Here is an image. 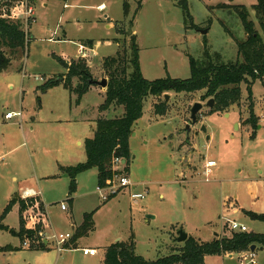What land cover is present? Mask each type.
<instances>
[{"label": "rangeland", "instance_id": "obj_1", "mask_svg": "<svg viewBox=\"0 0 264 264\" xmlns=\"http://www.w3.org/2000/svg\"><path fill=\"white\" fill-rule=\"evenodd\" d=\"M186 3L189 19H185L182 9L173 0H33L34 19L29 28L30 42L26 53L20 61L13 59L8 71L0 74V136L17 134L16 142L11 144L13 148L22 143L19 126L3 125L5 115H16L21 111L20 105L31 116L39 112L37 118L41 117V120L48 114L49 102V106L60 105L62 109L57 98H63L55 95L49 100V96L39 90L44 82L35 78L47 80L64 74L66 68L56 58L66 65L77 60L81 57L78 45H84L87 40L92 41V49L84 46L88 56L83 60L95 81L107 79L102 62L128 48L130 30L139 49L140 71L147 81L189 78L188 58L202 61L205 50L213 61L240 62L237 43L245 41L246 36L232 6L248 9L249 19L264 40L252 11L256 0H186ZM124 4L128 5L126 17ZM109 23L111 27L107 29ZM115 24L122 26L123 35L117 33L113 27ZM201 30L208 32L201 35ZM21 86L27 90L22 103ZM240 90L238 106L224 113L202 108L190 131L185 129L190 122V109L195 103L206 104L209 99L203 98L205 91L169 93L167 101H163L162 96L146 98L142 116L134 124L129 138L130 160L120 167V170L127 169L125 176L136 187L133 192L144 194V198L137 201L130 199L132 191L129 189L102 201L103 193L98 191L95 169L77 176L76 191L67 198L69 178L55 170L51 160L48 161L47 156L52 159L57 155L53 152L47 154L41 147L45 143L42 134L47 125L39 123L41 136L30 135L27 125L32 124V120L27 118L22 124L28 135L26 146L30 149L32 145H38L32 148L35 171L31 164L26 165L20 170L21 176L26 178L21 179L18 175L19 182L13 183L14 186L10 184V164L14 163L19 152L0 157V219L14 192L20 188L31 189L39 195V211L44 213L47 224L46 228L44 224L38 228L49 241L45 251L22 246L23 238L17 234L20 218L16 204L3 220L8 230L14 233L0 231V264H101L103 250L96 249V256L92 258L83 255L81 248L108 246L117 239L118 242H128L131 237L135 254L154 261L182 247L184 242H177L179 231L202 242L212 241L214 235L229 237L227 221L244 225L248 232L264 234V223L251 221L244 214V211L264 214V119H261L264 115V78L252 85L251 100H248L245 84L240 85ZM82 100L87 104L83 114L89 118L94 117V108L103 104L99 88L89 91ZM158 102L167 103L164 117L153 112V106ZM250 102L258 118L255 129L243 124L249 117ZM65 109L68 113L69 104ZM26 110L21 111L23 116H29ZM123 112L122 107H117L98 118L113 119L121 117ZM18 121L16 118L6 123ZM61 127V133L78 140L77 143L71 142L72 151L80 160L75 164L84 163V141L92 137L94 123L70 122ZM202 128L205 132L201 131ZM3 151L0 150V156ZM19 151H25V148ZM208 161H213L215 166L210 175L205 176L203 166ZM50 168L54 170L52 173H49ZM9 187H15L14 192L8 193ZM61 205L64 211L60 209ZM91 212L94 231L77 241V249L57 251L52 237L72 235V227L81 224L84 215ZM255 255L258 264H264V251L258 249ZM236 259L223 255L207 256L203 264H239Z\"/></svg>", "mask_w": 264, "mask_h": 264}, {"label": "trees", "instance_id": "obj_2", "mask_svg": "<svg viewBox=\"0 0 264 264\" xmlns=\"http://www.w3.org/2000/svg\"><path fill=\"white\" fill-rule=\"evenodd\" d=\"M182 9L185 19H189L186 0H173ZM19 0H0V74L8 71L12 60L19 61L26 53V47L30 42L28 31L31 20L27 27L21 20L9 18L11 8ZM219 7H223L220 5ZM229 7V6H228ZM233 12L240 19L246 39L237 43V54L241 61L222 63L213 61L209 52L205 50L202 61L189 57L190 77L187 79H172L170 77L147 81L143 78L138 59V47L136 38L131 35L129 46L123 53H116L114 57H108L102 62V69L107 78V87L104 93V102L100 106L101 112L109 108L122 107L124 112L121 117L113 119H98L91 138L84 141L86 160L76 166L62 168L69 180L67 198H70L76 190L77 176L87 170L97 171V186L102 187L105 181L113 177L125 175V170H113L112 161L118 158L126 165L130 160L129 138L136 121L140 119L143 111V103L149 96L163 97L165 94H192L205 91L204 99H213L214 107L210 112L224 113L234 106H238L241 100L240 85L245 84L248 91V100H251V87L256 80L264 78V40L255 29L253 21L249 19V11L244 6H232ZM124 17L128 15V5L123 6ZM252 11L258 21L259 28L264 36V0H256ZM132 25V23H131ZM118 34L123 35L122 26L115 24ZM226 31H228L226 29ZM229 32V31H228ZM117 43V41L115 40ZM219 59V56H216ZM66 68L62 75L44 80L39 88L40 93L48 89L62 86L74 97V104L78 105L82 97L92 86V75L86 62L78 58L70 61L68 65L56 58ZM164 101V100H163ZM249 117L243 121L244 126L257 128L258 118L253 113L254 105L248 106ZM153 112L158 117L167 114V103H156ZM15 196V197H14ZM7 205L0 219V231H10L3 224L7 213L14 205L19 206L20 229L17 233L22 239L25 234L31 232L24 229L21 219L22 212L26 209L24 200L17 194L14 195ZM115 196H112L113 198ZM29 201L33 202V199ZM251 220L264 223V214H256L244 211ZM83 222L73 233L64 250L77 249V241L87 237L94 231L93 212L85 214ZM251 246H256L264 251V234L253 232L231 233L228 236H216L210 242L197 241L189 238L184 241L182 247L154 261H147L135 254V245L131 237L128 242H117L104 249V257L101 264H203L207 256L224 255L228 253L238 254L248 251ZM43 243L33 250H45ZM30 249V250H31Z\"/></svg>", "mask_w": 264, "mask_h": 264}, {"label": "crops", "instance_id": "obj_3", "mask_svg": "<svg viewBox=\"0 0 264 264\" xmlns=\"http://www.w3.org/2000/svg\"><path fill=\"white\" fill-rule=\"evenodd\" d=\"M29 1H31L33 3V0H29ZM32 3L30 4L31 6H32ZM99 8H102V5L99 6ZM123 14H124V12H123ZM110 27H111V23H109V24L106 25V28L107 29H109ZM113 27L115 28V26H113ZM29 30L30 29H28V31ZM29 33H30V31H29ZM132 34H133V32H132ZM84 46L89 47V48L92 49V41H88L87 40L84 43V45H78V52L80 51L81 48L85 52L86 49H85ZM87 56L88 55L86 54V57L85 58H82V57H78V58L86 59ZM67 64H69V63L67 62ZM91 75H92V73H91ZM92 77H93V75H92ZM36 81H38V80H36ZM40 82L43 83L44 82V79H43V81H40ZM22 86H21L20 91H19V94L21 95V103L23 102V98L25 96V93H27V90H25ZM60 89L63 90L64 93L62 91H60ZM93 89H98V87L91 86V88L88 90V92L91 91V90H93ZM66 92H68V91H66L65 89H63L62 86H57V87L48 89L46 92L43 93L45 96H49L48 97L49 100L53 96H55V95L56 96H60V97L63 98V99L57 98V99H59V102L63 105L62 109H61L60 105H59V107L49 106L50 105V102H49V105L47 107L48 108V114L45 116V119L44 120H41L40 119L41 117L40 118H37V117H39V116H37V114H39V112L36 113V114H34V112H33L34 115L32 114L33 116H31L29 114V111H27L21 105L19 106V107H21L20 110L21 111L26 110V113L29 116H27V115H24L23 116L21 114V111H19L16 115H14V117L12 119H6L5 118V121L3 122V125H5V126H12V127L19 126L18 127L19 128L18 129V132H20V139L22 140V143L19 144V146H17L16 148H13L11 146V144H13L14 142H16V140H17L16 139L17 134H15V136H14V134L8 133L5 136H2V134L0 136V150L1 151H3V150L7 151V152H4L3 151L4 153L0 156L1 158L4 157V156H8L10 154L16 153L17 151L19 152L18 155L16 154L17 157L15 156V158H14L15 159L14 163H13V160L11 159V163H13V164H10V166L12 167V169H11L12 176H11V183L10 184L14 185L13 183H18L19 182V178H18L19 176L18 175H20V178L21 179H25L26 178V176H21V175H23V173L20 172V170H22V168H24L26 165L27 166L28 165L30 166V164H31L32 169L35 171L34 163H33V158H34L33 155H35V152H32V148H37L38 145H35L34 144V145H32V147L30 149L27 148V146H26V140L28 138V135L22 129V124H24L26 122V119L27 118H29V119L32 120V124H28L27 125V131H28V133L30 135H32L34 133L36 135L41 136L40 128H39V126H40L39 123H45L47 125V129L44 131V134H42V141L45 142V143L44 144H41V147L43 148L42 150L45 153L47 152V154H49V153L53 152V153H55L57 155V156H54L52 159L49 156H47V157H48V161L51 160V162L53 164L52 166L54 168H56L55 170H58V172H61V169L62 168L76 166L77 164H75V163H77V162L80 161L79 160V156L75 155V152L72 151V147H71L72 146L71 142L77 143L78 140H76V138H74L73 140H72V138L69 139L66 136L65 133H61V132H63L61 130V128H62L61 126H63L66 123H70V122H89V121H92L94 123V125H95L96 124V121L99 119L98 117L104 115V113L108 112L109 110H111V109L113 110L114 108L116 109L118 107V106L117 107H113L112 106L107 111H104L103 113L99 114L100 113L99 107L102 105V104H100L99 106H97L96 108H94V110H95L94 117L95 118L94 117L93 118H89V117H86L87 115H84L83 114L84 108L86 107L87 104L84 103L83 100H82L83 97L88 92L82 97V99L80 100V102H79L78 105H75L74 104V97H72L69 94V92H68V95H67ZM99 95H100L101 98H103V102H104V90L103 89H100L99 88ZM66 104L67 105L69 104V111H68L69 114L65 112L66 111V109H65ZM18 114H20L19 117H18ZM16 118L20 120V121H18V123H16V122H14L12 124H7L6 123L7 121H11V120L16 119ZM40 120L42 122H40ZM237 125L239 126V123H237ZM94 129H93V131H94ZM60 134H62L63 137H61ZM79 145L81 146L82 143H79ZM20 148H25V151L20 152L19 151ZM20 153H22V155ZM61 153H62V155H60ZM85 160H86V157H85ZM48 163L51 165L50 162H48ZM51 171H54V170L52 168H50V172L49 173H52ZM63 175H64V177H67L65 174H63ZM14 190H15V187L14 188H12V187L10 188L9 187V189L7 191H8V193H10L12 191L14 192ZM27 191L30 192V193H33V194H35V195H37L39 197V195L37 193H35L33 190L27 189V188H20L18 190V192H14L13 195H16L17 194L20 197H22L23 193H25ZM62 211H64V210H62ZM86 214H88V213H86ZM80 225L81 224H79L78 226H80ZM78 226H75L74 225L72 227V230H73V228H77ZM216 236L217 235H214V238ZM118 241H119V239H117L114 243H117ZM47 245H48V243L45 242L44 243V246L46 247L45 250H47ZM108 246H110V245H108ZM108 246L96 247V248H81V250L82 249H95V250L96 249H100V250H103V253H104V249L106 247H108ZM45 250H43V251H45ZM95 256H90V257L94 258ZM223 256L224 257H227L226 255H223ZM101 263H102V261H101Z\"/></svg>", "mask_w": 264, "mask_h": 264}, {"label": "built area", "instance_id": "obj_4", "mask_svg": "<svg viewBox=\"0 0 264 264\" xmlns=\"http://www.w3.org/2000/svg\"><path fill=\"white\" fill-rule=\"evenodd\" d=\"M22 9V10H20ZM9 18L12 20H21L27 27L28 21L33 20V8L29 3V0H19L10 10ZM82 58L86 57V53L81 48L79 51ZM36 80L43 81L42 78H35ZM20 114H18V117ZM14 117V114L7 113L5 115L6 119H12ZM261 119H264V115L261 117ZM122 166V160L115 158L112 161V169L113 170H120V167ZM215 166V163L213 161H208L204 165V174L205 176L210 175L211 168ZM135 185L131 183L129 178L125 175H119L113 177L112 180L105 181L104 186L98 187V191L102 192L101 199L103 201H107L112 196L117 195L120 193V191H123L125 189H129L130 191V199L132 201L142 200L144 198V194L140 192H133L135 189ZM22 200H24L26 209L21 214V219L24 225V229L28 232L30 231L31 234H25L23 236L22 246L24 248H35L41 243H48L49 240H47L42 233V231L38 228L40 224H44V227L46 228L47 224L44 219V213L42 214L39 211V205L40 203L37 202V195L25 192L22 195ZM30 199H33V202L29 201ZM61 210H65L64 206H60ZM226 227L230 231V233H245L248 232L247 228L244 225H241L239 223H236L234 221L226 222ZM71 239V235L65 234V235H54L52 237V242L54 243L57 251H62L65 248V245L69 242ZM82 254L85 256H95L96 250L95 249H82ZM228 258L232 259L233 257L237 258L239 264H258L256 260L255 251L251 252L250 250L241 252L238 254L228 253L224 254Z\"/></svg>", "mask_w": 264, "mask_h": 264}, {"label": "water", "instance_id": "obj_5", "mask_svg": "<svg viewBox=\"0 0 264 264\" xmlns=\"http://www.w3.org/2000/svg\"><path fill=\"white\" fill-rule=\"evenodd\" d=\"M208 32V30H201L199 31V33L201 35H206ZM132 35V31L130 30L128 32V36ZM92 86H96L100 89H106L107 87V79H101L100 81H95L93 80L92 82ZM164 101H167L169 99V96L167 94H165L163 96ZM214 107V100L210 99L206 102L205 105H202L200 103H195L193 104L192 108L190 109V118H189V124L186 125L185 129L187 131H190V127L194 126L197 123V119H198V114L200 113V111L202 110V108H208V109H212ZM238 126V125H237ZM201 131L205 132V129L202 128ZM122 165H124V161H122ZM187 239V235L185 233H183L182 231L178 232V238H177V242L182 243ZM251 252H254L256 250H258V248L256 246H251L249 249ZM260 251H262L261 248H259Z\"/></svg>", "mask_w": 264, "mask_h": 264}, {"label": "flooded vegetation", "instance_id": "obj_6", "mask_svg": "<svg viewBox=\"0 0 264 264\" xmlns=\"http://www.w3.org/2000/svg\"><path fill=\"white\" fill-rule=\"evenodd\" d=\"M210 100V99H209Z\"/></svg>", "mask_w": 264, "mask_h": 264}]
</instances>
